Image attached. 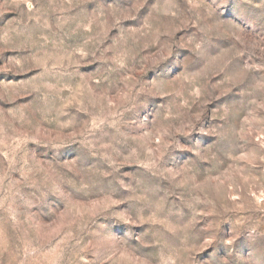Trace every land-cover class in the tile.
<instances>
[{
  "label": "rangeland",
  "instance_id": "374dc122",
  "mask_svg": "<svg viewBox=\"0 0 264 264\" xmlns=\"http://www.w3.org/2000/svg\"><path fill=\"white\" fill-rule=\"evenodd\" d=\"M0 264H264V0H0Z\"/></svg>",
  "mask_w": 264,
  "mask_h": 264
}]
</instances>
